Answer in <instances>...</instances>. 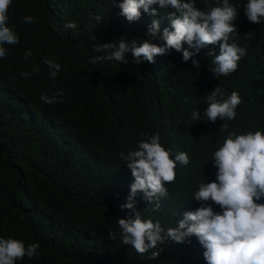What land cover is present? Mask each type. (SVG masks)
Returning a JSON list of instances; mask_svg holds the SVG:
<instances>
[{"label": "trees", "instance_id": "1", "mask_svg": "<svg viewBox=\"0 0 264 264\" xmlns=\"http://www.w3.org/2000/svg\"><path fill=\"white\" fill-rule=\"evenodd\" d=\"M122 2L13 0L10 6L7 26L19 43L3 45L7 56L0 58V238L18 239L26 247L40 245L38 257L16 264H207L195 236L183 244L158 245L161 254L154 260L148 258L153 250L138 254L121 243L117 218L132 214L121 206L135 182L121 153L136 150L143 136L159 134L172 159L179 152L189 156L187 166L177 162L176 179L165 184L167 195L158 209L142 192L135 198L144 219L168 228L200 206L193 193L200 183L216 180L213 153L228 133L264 132V22L248 21V0H229L238 12L229 43L245 48L246 55L227 76L211 71L215 65L209 52L215 47L218 54V46L199 53L189 49L194 55L187 62L182 51L172 49L154 57V64H136L130 54L126 64L106 59L92 63L108 54L95 51L96 45L125 35L139 45L148 39L153 19L161 21L159 35L170 26L166 18L171 9L154 5L156 17L141 9V19L129 22L119 15ZM222 3L195 0L203 11ZM24 16L37 23L25 22ZM69 22L77 28L66 29ZM27 51L32 55L25 60ZM46 59L61 65L55 78ZM24 72L30 75L24 78ZM218 86V99L239 94L235 119L194 121L192 113L203 115L204 98ZM61 90L62 103L40 99ZM223 123L229 125L227 132L221 130ZM109 232L117 239H110Z\"/></svg>", "mask_w": 264, "mask_h": 264}, {"label": "clouds", "instance_id": "2", "mask_svg": "<svg viewBox=\"0 0 264 264\" xmlns=\"http://www.w3.org/2000/svg\"><path fill=\"white\" fill-rule=\"evenodd\" d=\"M13 0H0V58H6L7 50L3 45L18 44L19 36L8 25L9 9ZM171 9L167 20L170 26L161 32V21L153 19L148 28V39L137 44L135 39L128 40L121 36L119 40L104 45L94 46L97 52L108 54L95 57L92 63L103 60H115L128 63L129 54L136 64L144 61L154 64L156 56L166 55L170 50L183 52V60L189 61L195 49L210 46L215 47L209 52L212 64L211 71L218 75L227 76L235 72L238 62L246 55V49L229 43L232 33L237 31L235 21L238 17L237 9L223 0L222 6L211 7L207 11L198 9L195 0H123L119 5V15L129 22L141 19V9L152 17L159 15L154 8ZM245 16L250 23L264 22V0H248L244 8ZM27 23L37 21L30 17L22 18ZM100 20V17H97ZM66 29L77 28L74 22L64 25ZM95 39V37H93ZM159 39L162 45L152 41ZM188 48L185 49L184 45ZM31 51L25 53L24 59L31 57ZM50 76L55 78L61 70V65L52 60L43 61ZM199 67L198 61H193ZM30 74L22 73L24 78ZM63 91L54 92L51 97L41 95L44 103H62ZM222 97V89L218 86L211 95L204 99L207 107L203 115L199 111L192 113L194 121L206 120L215 123L234 120L236 109L241 103L240 96L233 92L227 99ZM229 125L223 123L221 130L227 132ZM159 134L143 136L136 150L127 155L121 153V158L127 162L135 182L131 185L128 202L121 206L132 214L128 218H117L120 228L119 240L123 245H131L138 254L151 251L150 260L157 259L161 252L156 251L158 245L171 241L183 244L195 236L199 244L205 249L203 257L207 264H264V132L248 131L246 134L229 132L220 146L213 153L214 167L217 169L216 180L200 183L198 190L193 193L192 200L199 203L194 211L184 213L183 219L174 227L164 228L159 221L144 219L142 213L136 210L135 198L138 193H144V200L149 205L155 204L159 208V200L167 195L165 184H171L176 179L177 162L187 166L189 156L179 152L171 158L170 150H166L160 143ZM219 207L214 211L212 205ZM110 239L116 240L117 234L108 233ZM38 243L27 247L14 238H0V264H16L25 257H38ZM162 251V249H161Z\"/></svg>", "mask_w": 264, "mask_h": 264}]
</instances>
